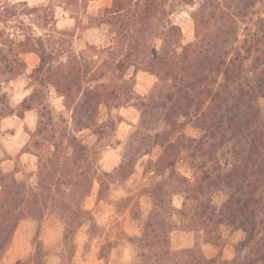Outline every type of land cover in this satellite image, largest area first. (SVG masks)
<instances>
[{
  "label": "rangeland",
  "instance_id": "rangeland-1",
  "mask_svg": "<svg viewBox=\"0 0 264 264\" xmlns=\"http://www.w3.org/2000/svg\"><path fill=\"white\" fill-rule=\"evenodd\" d=\"M109 1L0 0V49L17 73L0 76V95L5 94L12 107L25 99L33 107L24 118L12 115L0 120V158L5 161L0 168L6 174L16 172V179L33 187L32 193H49L53 199L43 217L28 219L18 229L0 264L20 259L32 264L37 245L47 250L42 264H145L158 251L145 247L152 230L158 228L156 222L168 224L165 232L176 227L169 235L174 252L193 246L196 240L188 228L197 203L191 199L188 184L180 179L195 184L203 166L213 164L209 155L195 148L182 152L181 148L187 139L199 140L202 134L171 108L167 112L172 122H166L165 110H159L146 113L149 124L141 128V104L151 103L153 90L157 100L151 104H161L167 88L143 71V66L137 71L135 67L119 71L117 64L127 53L132 35L139 38L141 57L160 49L161 33L170 23L180 27L183 44L193 42L191 13L201 0H158V13L146 26L138 21L147 0H123L127 7L115 27L106 24L111 17L105 12ZM230 9L238 16L227 19L225 30L238 32L242 41L246 27L252 34L261 33V50L255 55L264 57V29L256 23L264 18V0H240ZM121 31L125 36L117 37ZM169 37L174 39V32ZM42 56L44 67L34 73ZM252 65L246 61L247 73ZM59 80L71 83L70 97L56 91L52 83ZM90 89L102 97L90 128L77 131L73 112ZM257 103L264 116V97ZM170 129L175 130L172 141L178 149L156 145L162 138L154 136ZM24 145L29 153L20 159ZM173 159L174 170H163L161 162ZM123 160L121 175L117 170ZM99 181H103L101 200ZM225 199V193H215L212 205L220 208ZM184 203L186 217H181L175 210L183 209ZM154 204L160 207L157 221L151 219ZM79 210L89 214L79 218ZM143 232L147 238L142 241ZM219 234V240L206 245L200 239L201 248L208 257L233 259L245 233L222 225Z\"/></svg>",
  "mask_w": 264,
  "mask_h": 264
},
{
  "label": "trees",
  "instance_id": "trees-1",
  "mask_svg": "<svg viewBox=\"0 0 264 264\" xmlns=\"http://www.w3.org/2000/svg\"><path fill=\"white\" fill-rule=\"evenodd\" d=\"M157 1L147 0L145 13L138 21L140 25L146 26L150 19L157 15ZM239 2L240 0H201L191 13L195 23V40L183 44L180 27L170 23L161 33V48L152 49L144 58L141 57L144 54L140 50L138 36L132 35L127 53L117 64L119 71H127L131 67H135L137 71L139 66H143V71L165 83L167 88L165 96L162 99L159 97L161 104H151L157 100L154 90L149 96L151 103L141 104L139 126L147 128L149 123L146 121V113L159 110H165L166 122H172L173 116L167 110L171 108L174 115L187 118L202 134L199 140L187 139L184 144H188L184 145L181 151L190 152L195 148L201 155H209L210 163L213 164L212 167L203 166L202 177L197 179L195 184L191 185L185 177L180 179L181 183L188 184V191L193 194L191 199L197 203L192 209L193 221L188 228L195 235V246L178 252L172 251L169 235L176 227L165 232V225L168 224L156 222L158 228L152 230L145 247L158 251H154L145 264H264V116L257 103L258 99L264 97V57L255 55V52L261 50L260 42L263 37L260 39L261 33L252 34V29L246 27L242 41L238 32L225 30L227 19L238 16V13H232L230 8ZM126 7L125 1L113 0L112 7L105 9L111 16L105 23L117 26ZM256 23L261 24L264 29V18L260 17ZM119 29L124 30L122 27ZM217 30L221 31L218 35ZM122 31L117 33V37L123 35ZM172 32L174 39L169 37ZM0 56V76L17 75L13 63L3 55L1 49ZM248 60L253 62L250 73H247L245 67ZM1 65H4V68ZM43 67L42 56L41 66L35 69L34 73L42 71ZM1 83L0 77V91ZM52 84L61 96L70 97V82L66 84L65 81H60ZM84 96L82 104L73 112L77 131L90 128L99 105L98 100L102 97L94 89L88 90ZM5 97V94L0 95V120L12 115L24 118L25 113L33 109L29 99H25L18 107H12L6 103ZM148 107L151 108L149 112L145 111ZM174 133L175 130L171 129L157 133L154 137L162 139L156 145L178 149L176 141H172ZM206 144H209V151H206ZM26 148L27 145L24 146L23 153H29ZM161 163L164 165L163 170H174L176 160H164ZM124 168L123 160L117 171L122 175ZM111 175L105 173L107 177ZM99 183L101 200L103 181ZM0 187L1 257L12 243L18 225L28 219L39 220L37 216L43 217L44 212L53 204V199L49 193L46 196L42 193H32L33 187L16 179L14 172L6 174L1 168ZM221 192L225 193L226 199L220 208H216L212 205V198L215 193ZM185 207L184 203L183 209L174 210L181 217H186ZM159 209L160 207L154 204L155 217L151 219L158 220ZM88 214V211L79 210L76 216L81 218L82 215ZM222 225L241 230L246 235L245 239L239 243L236 256L231 260L218 256L206 258L200 243L219 240ZM146 236L143 232L140 240L143 241ZM36 249L38 250L30 262L42 264L47 250L44 251L40 245H37ZM15 264L28 263L19 260Z\"/></svg>",
  "mask_w": 264,
  "mask_h": 264
},
{
  "label": "crops",
  "instance_id": "crops-1",
  "mask_svg": "<svg viewBox=\"0 0 264 264\" xmlns=\"http://www.w3.org/2000/svg\"><path fill=\"white\" fill-rule=\"evenodd\" d=\"M95 2L97 3V0H95ZM112 4H113V0H110L109 3L106 5L105 9L112 7ZM24 146H25V145H24ZM23 148H24V147H22V149L19 151V158H20V159H23V158H25V156L28 155V153H23V152H22ZM0 161H1L0 165H2L3 163H5V161L2 160L1 158H0ZM2 170H3V169H2ZM3 172L5 173L4 170H3ZM13 172H14V171H12L11 173H13ZM14 173H15V175H17L16 172H14ZM0 198H1V187H0ZM30 220H31V219H30ZM28 223H29V220H24V221H22V222L18 225V227H17V229H16L14 235H16L18 229H19L22 225H24V224H28ZM13 238H14V237H13ZM131 238H140V237H131ZM195 243H196V240L194 241L193 246L187 247V248H185V249H191V248H193V247L195 246ZM203 245H204V244H203ZM205 245H206V244H205ZM185 249H181V250H185ZM172 250H173V249H172ZM173 251H174V250H173ZM202 251H203V249H202ZM203 254H204V256H205L206 258H209V259L217 257V256L208 257V256L205 255L204 251H203ZM20 260H21V259H20ZM17 261H19V260H17ZM17 261H15L13 264H15Z\"/></svg>",
  "mask_w": 264,
  "mask_h": 264
}]
</instances>
